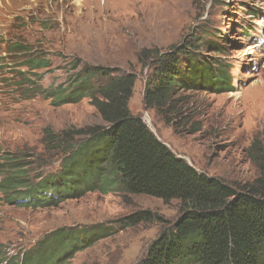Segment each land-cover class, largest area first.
Masks as SVG:
<instances>
[{
	"label": "rangeland",
	"instance_id": "1",
	"mask_svg": "<svg viewBox=\"0 0 264 264\" xmlns=\"http://www.w3.org/2000/svg\"><path fill=\"white\" fill-rule=\"evenodd\" d=\"M207 34L218 36L213 41L225 47V55L206 47L204 55L232 67L235 91L189 93L186 119L168 124L143 103L152 57L184 47L193 37L203 42ZM16 40L52 61V71L33 79L42 88L66 83L75 61L134 74L129 109L174 154L233 186L252 184L259 176L249 149L256 138L264 144V0H0V60L7 42ZM18 66L0 65V154L34 153L46 172H57L60 160L45 150L46 130L78 131L103 125L102 118L88 99L54 108L29 96ZM139 212L153 217L134 228L120 224ZM179 217L177 201L165 204L122 191L91 193L38 211L0 202V244L13 253L57 229L112 226L111 237L78 253L71 264H142L152 243Z\"/></svg>",
	"mask_w": 264,
	"mask_h": 264
},
{
	"label": "trees",
	"instance_id": "2",
	"mask_svg": "<svg viewBox=\"0 0 264 264\" xmlns=\"http://www.w3.org/2000/svg\"><path fill=\"white\" fill-rule=\"evenodd\" d=\"M205 37L203 42L193 37L184 47L152 57L143 103L168 124L186 119L189 93L235 91L232 67L221 57L204 55V47L218 56L225 55V47L213 41L218 36ZM7 45L0 65L12 68L17 63L23 69L29 96H40L54 108L88 99L103 125L61 133L46 130L45 150L60 160L57 172H46L34 153H1L2 204L38 211L58 208L91 193L119 191L165 204L177 201L180 217L152 243L142 264H264L262 141L256 138L249 149L259 171L252 184L237 187L208 177L174 154L142 118L131 113L134 74L116 75L113 69L80 67L75 61L66 83L42 88L33 79L40 81V72L52 71V61L24 42ZM152 217L149 212H139L120 224L134 228ZM114 231L104 225L61 228L13 253L0 244V264H71L78 253L111 237Z\"/></svg>",
	"mask_w": 264,
	"mask_h": 264
},
{
	"label": "bare ground",
	"instance_id": "3",
	"mask_svg": "<svg viewBox=\"0 0 264 264\" xmlns=\"http://www.w3.org/2000/svg\"><path fill=\"white\" fill-rule=\"evenodd\" d=\"M78 1H80V0H78Z\"/></svg>",
	"mask_w": 264,
	"mask_h": 264
}]
</instances>
